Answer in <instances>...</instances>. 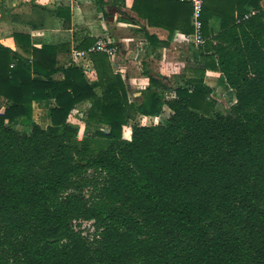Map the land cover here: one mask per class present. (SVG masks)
I'll return each instance as SVG.
<instances>
[{
  "label": "trees",
  "instance_id": "16d2710c",
  "mask_svg": "<svg viewBox=\"0 0 264 264\" xmlns=\"http://www.w3.org/2000/svg\"><path fill=\"white\" fill-rule=\"evenodd\" d=\"M262 1L203 0L202 65L175 87L147 74L139 101L105 54H91L89 84L81 68L57 65L58 47L29 59L0 46V99L11 103L0 109V264H264ZM131 10L170 38L193 33L189 3L133 0ZM207 70L234 92L224 113L213 112ZM46 100L55 107L42 128L32 102ZM85 103L77 119L91 133L79 138L69 117ZM164 107L165 123H137ZM82 221L93 238L75 230Z\"/></svg>",
  "mask_w": 264,
  "mask_h": 264
},
{
  "label": "crops",
  "instance_id": "0c3cea01",
  "mask_svg": "<svg viewBox=\"0 0 264 264\" xmlns=\"http://www.w3.org/2000/svg\"><path fill=\"white\" fill-rule=\"evenodd\" d=\"M122 1L115 0L113 6L112 0H103L104 15L97 9L95 0H0V46L29 59L33 48L58 47L55 53L57 65L66 68L72 62L71 51L79 49L82 42L92 40L93 45L99 38H107L119 48V53L108 60L112 71L126 84L129 99H141L142 91L148 86V75L161 76L172 87L182 85V79L191 77L192 70L202 65L198 47L183 42V34L179 31L170 38L167 30L149 26L131 10L133 0H124L121 6ZM261 6L264 8L263 1ZM247 10L252 13L251 8L247 7ZM207 24L210 35L220 31V18L213 16ZM15 36L22 40H16ZM148 36L152 40H148ZM125 40L133 41V45H138L137 49L130 53ZM86 65L91 70L83 75L89 84H95L97 77L92 62ZM53 78L60 80L62 75L57 73ZM203 82L212 90L211 96L216 101L227 107L235 103L234 92L221 73L207 70ZM95 91L100 94L98 88ZM173 96V93L167 94V98ZM10 105L0 99V109ZM88 105H79L75 112L80 109L84 112ZM54 107V100L33 101L32 121L42 128L48 127L50 110ZM163 113L166 118L162 123H165L170 115L166 107L159 117H138L137 123L146 125L141 123L161 119Z\"/></svg>",
  "mask_w": 264,
  "mask_h": 264
},
{
  "label": "built area",
  "instance_id": "2783aa9c",
  "mask_svg": "<svg viewBox=\"0 0 264 264\" xmlns=\"http://www.w3.org/2000/svg\"><path fill=\"white\" fill-rule=\"evenodd\" d=\"M178 1L180 3H189L192 7L191 26L193 27V33L190 35H182V41L188 44H192L195 47L203 45L204 39L202 36V23L201 12L203 6V0H167ZM127 43V50L131 53L132 49H137L138 45H133L129 40ZM133 45V46H132ZM134 47V48H133ZM93 53L105 54L108 58H112L119 53V48L116 43L107 38H99L89 48L80 50L73 49L71 51V63L82 69L83 72H89L90 66L86 65L90 62V56ZM128 53V54H130Z\"/></svg>",
  "mask_w": 264,
  "mask_h": 264
},
{
  "label": "rangeland",
  "instance_id": "374dc122",
  "mask_svg": "<svg viewBox=\"0 0 264 264\" xmlns=\"http://www.w3.org/2000/svg\"><path fill=\"white\" fill-rule=\"evenodd\" d=\"M263 6H264V1H263ZM123 34H127V33H123ZM215 101V105L213 106V112H221V113H224L227 105L221 103V102H218L216 101L215 99H213ZM82 114V115H81ZM84 112L82 111V109H80L79 111H76L74 112V114L71 115L70 117V121L72 122V124H75L78 128H79V138H82L83 136L91 133V130L86 128L83 124V122L79 121L77 119V117L79 116H83ZM165 114H167V112H165ZM164 118H166V115H164L163 113V116L161 117V119H157L156 121H146L144 123H141V124H146V125H151V124H155L157 122H162L164 121ZM140 124V123H138ZM131 123H129L126 127H124L123 129V138H130V127H131ZM18 130L20 131H25L27 130L26 128L24 127H17ZM93 223L92 222H86V221H82V222H74L73 225L75 227V230H80L83 232V235L84 236H88L90 238H93V232H94V228H93Z\"/></svg>",
  "mask_w": 264,
  "mask_h": 264
}]
</instances>
